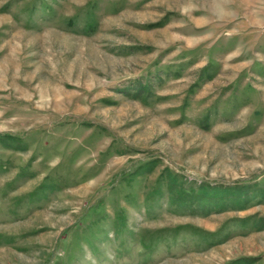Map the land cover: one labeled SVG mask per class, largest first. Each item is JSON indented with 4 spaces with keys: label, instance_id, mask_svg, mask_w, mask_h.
Here are the masks:
<instances>
[{
    "label": "rangeland",
    "instance_id": "obj_1",
    "mask_svg": "<svg viewBox=\"0 0 264 264\" xmlns=\"http://www.w3.org/2000/svg\"><path fill=\"white\" fill-rule=\"evenodd\" d=\"M0 264H264V0H0Z\"/></svg>",
    "mask_w": 264,
    "mask_h": 264
}]
</instances>
